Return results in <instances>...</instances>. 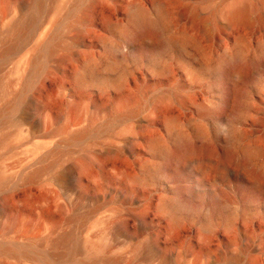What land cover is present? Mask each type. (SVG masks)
I'll return each instance as SVG.
<instances>
[{
	"label": "rangeland",
	"instance_id": "obj_1",
	"mask_svg": "<svg viewBox=\"0 0 264 264\" xmlns=\"http://www.w3.org/2000/svg\"><path fill=\"white\" fill-rule=\"evenodd\" d=\"M252 172L264 0H0V264H264Z\"/></svg>",
	"mask_w": 264,
	"mask_h": 264
},
{
	"label": "bare ground",
	"instance_id": "obj_2",
	"mask_svg": "<svg viewBox=\"0 0 264 264\" xmlns=\"http://www.w3.org/2000/svg\"><path fill=\"white\" fill-rule=\"evenodd\" d=\"M237 7H248V6L246 5V6H237ZM246 11H247L246 8L245 9L237 8V9H235L232 12V15L235 16L236 18H239L240 16L244 15V13H246ZM237 69H240V70L244 71V73L242 74L243 77L246 78L247 76H249L248 71L245 68L237 67ZM239 98H240V94L237 93L236 94V100H238ZM237 106H238V104H235V105L232 104V105H230V107H232L233 110H235L237 108ZM189 152H190L189 150L183 151L182 152V155H180L181 156V159L184 158ZM226 157H228V156H226ZM74 178H75V173H74L73 169L68 168V169H66L65 172L60 173V174H57L54 177V180L56 182H58V184L60 185V187L64 191H66V190L69 191V187H71V182L74 180ZM250 178H251V180H250V184L247 186L248 188H251L252 187L251 185L262 186L264 184L263 183L264 182V176H262V175H260V174H258L256 172L250 173ZM67 240H68L67 236H64V237L61 238V240L59 242L61 244L62 243H65L66 244L67 243ZM147 251H149L150 253H152L150 249H148ZM146 254H147V252H145L144 254H142V258L148 257V254L147 255Z\"/></svg>",
	"mask_w": 264,
	"mask_h": 264
}]
</instances>
